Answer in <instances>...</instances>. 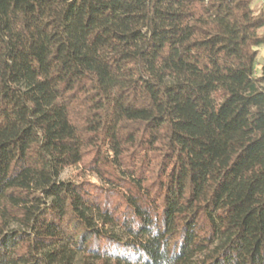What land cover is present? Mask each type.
Segmentation results:
<instances>
[{
	"label": "trees",
	"instance_id": "16d2710c",
	"mask_svg": "<svg viewBox=\"0 0 264 264\" xmlns=\"http://www.w3.org/2000/svg\"><path fill=\"white\" fill-rule=\"evenodd\" d=\"M256 1L0 0V264H264Z\"/></svg>",
	"mask_w": 264,
	"mask_h": 264
},
{
	"label": "rangeland",
	"instance_id": "374dc122",
	"mask_svg": "<svg viewBox=\"0 0 264 264\" xmlns=\"http://www.w3.org/2000/svg\"><path fill=\"white\" fill-rule=\"evenodd\" d=\"M257 6H263L264 7V0H258L255 3ZM264 48L261 49L260 56L258 58V65H257V75H261L262 73V67L264 66V54H263ZM69 174V172H67Z\"/></svg>",
	"mask_w": 264,
	"mask_h": 264
},
{
	"label": "crops",
	"instance_id": "0c3cea01",
	"mask_svg": "<svg viewBox=\"0 0 264 264\" xmlns=\"http://www.w3.org/2000/svg\"><path fill=\"white\" fill-rule=\"evenodd\" d=\"M263 54H264V51H263Z\"/></svg>",
	"mask_w": 264,
	"mask_h": 264
}]
</instances>
